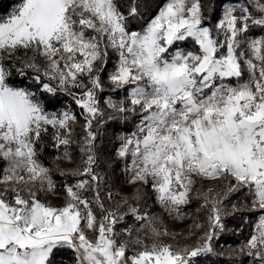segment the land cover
Returning a JSON list of instances; mask_svg holds the SVG:
<instances>
[{"label": "snow or ice", "instance_id": "obj_1", "mask_svg": "<svg viewBox=\"0 0 264 264\" xmlns=\"http://www.w3.org/2000/svg\"><path fill=\"white\" fill-rule=\"evenodd\" d=\"M137 14L135 6L130 8L129 16ZM205 19L200 0H169L140 31L128 30L116 0H17L0 17V61L23 50L27 59H17L37 73L33 79L43 93L73 97L84 113L86 133L84 167L72 173L86 178L66 187V205L56 208L36 199L37 185L49 191L54 185L50 170L36 158L35 145L47 126L56 129L57 147L69 145L75 116L46 111L35 92L7 83L11 73L0 64V158L7 162L0 183L11 185L0 192V264H50L54 250L63 246L78 253L77 264H194V258L213 252L215 229L222 228L223 199L247 188L252 210L264 212V35L248 39L259 35L251 29L264 31V0H248L239 9L224 7L214 26ZM89 30L92 35H87ZM189 39L198 51H170ZM109 49L118 56L109 83L114 88L131 86V107L125 100L106 103L115 112L140 116L137 131L123 138L118 151L121 158L131 155L129 183L151 181L158 203L171 213L189 202L194 177L226 182L225 190L214 197L201 193L205 205L210 201L212 207L209 230L196 246L173 250L153 245L129 257L127 242L114 238L117 213L105 209L100 197L103 177L93 170V121L103 116L97 90H103L100 73ZM37 57L47 62L43 72ZM245 71L248 79L240 82ZM19 73L24 75L23 68ZM53 80L55 86L45 82ZM73 88L80 94L70 91ZM65 158L71 160L67 151ZM16 185L28 186L27 198ZM9 191L12 202L5 199ZM89 191L91 200L84 195ZM132 198L140 200L141 189ZM92 203L104 213L99 221ZM129 211L137 220L154 219L131 205ZM86 229L98 233L94 241ZM127 231L131 235V229ZM245 249L264 264V216L239 252Z\"/></svg>", "mask_w": 264, "mask_h": 264}, {"label": "rangeland", "instance_id": "obj_2", "mask_svg": "<svg viewBox=\"0 0 264 264\" xmlns=\"http://www.w3.org/2000/svg\"><path fill=\"white\" fill-rule=\"evenodd\" d=\"M168 2L169 0H163L161 5L158 6V8L156 9L155 13L150 17V19L147 20V22L144 25H142V27H140L137 30H130V29L128 30L129 31H140L144 26L147 25V23L152 18L158 15L159 11ZM200 2H201L202 10H203L204 6H203L202 0H200ZM247 2L248 0H238V2L237 0L218 1L215 4L216 10L213 12L215 16L212 19L208 20L203 10L204 16L206 18L205 24L208 26H214L217 23L218 18L222 16L224 7L232 6V7H236L237 9H239L241 7H244ZM116 3L119 7V10L126 16V24H127L128 22L127 13L120 8L118 4V0H116ZM235 14L239 15L240 13L239 11H237ZM5 15H0V17H3ZM251 31L257 32L259 33V35H255V36L249 35L248 39H259L261 35H264V31H262L260 28H253L251 29ZM87 35H92L91 30L88 31ZM176 47L183 48L186 51L187 50L198 51V48H199V46L196 45L195 42L192 41L191 39L184 41V42H179L177 44H174L173 48L170 49V51L175 49ZM19 52H21L24 55L23 50H20ZM30 56H32L31 51L28 52V57ZM6 60L11 61L12 59L4 57V59L0 61V64H2L5 68L6 66L4 62ZM117 62H118L117 54L113 52L111 49H109V56L107 59L106 67H104V70L100 73V78L103 83V87L105 86L106 88H103L102 91L98 90L99 93L97 94V98L99 100V97L102 94L103 95L101 96L103 99L102 104L105 107V109H107L110 114H115L116 116H119L124 113L115 112L113 109L108 107L106 101L108 99H112L117 102L120 100H125L126 102L125 106L131 107L130 101L127 98L128 91L130 90L131 86L125 85L122 88H114V86L109 83V75L115 71ZM36 63L40 67L41 72H43V69L47 67V62L43 57H37ZM248 75H249L248 72L245 71L240 82L246 81L248 79ZM83 79L85 82H87L86 76L83 77ZM45 82H49L53 86H55L57 83L54 80L45 81ZM11 86H15V85H11ZM233 86H235V81L233 82ZM16 87H23V86H16ZM70 90L75 91L78 95L81 92L80 89H75V88L70 89ZM36 95L42 101L41 97L37 93ZM45 110L50 113L55 112L57 114H60L64 111H70L72 115L75 116V121L70 122V127L72 129L71 134L68 136L70 140V144L67 146L59 145V147H57L56 141L54 139L55 149L57 150L55 154L56 158H55L54 166L57 171L56 177L58 180H56L53 177L51 169L48 168V166L44 165L40 161V159L36 157L38 161L44 167L50 170L49 175L51 176V179L54 185L53 189L50 191L42 190L37 185L35 188L36 199H38L39 201L45 204H50L53 207L60 208V207L65 206L69 200L67 196V192H66V187L75 185L79 180H82V178L74 179V177H72L71 180H69L68 178H62L63 180H65V182H62L63 180L61 181V176H62L61 172H66L71 175L75 170L83 169L84 167L83 159L85 157H84V154L81 152V147L83 145V141L85 137L84 135H86V133L84 132L85 130L83 129L82 130L80 129L79 131L75 130L77 126V121H76L77 119H76L75 109L73 108V106L68 104L66 106L60 107L55 110H48L45 107ZM134 117H135V120L133 124V130H129L127 132L121 131L119 133L112 134L111 136L114 137V141L113 143L111 142L109 143L108 141H106L105 146L107 147V149H105V147H102V143H101L102 141L99 140V143H96V140H95L94 142L95 143V155L96 156L98 155L97 157L99 158V161L103 160L104 162V165L102 164L100 166V169L98 170V173H97L99 176L103 177V180L100 183V197L104 203L105 209H107L108 211L117 213L118 222L114 224L113 228H114V232L117 233L118 235H116L114 238L117 240V242H120V241L127 242L126 256H129V257L134 256L139 252H143L146 250L150 251L153 245H161V246L168 245V246H171L173 250H179L184 247L196 246L200 243V237L203 236V232H201L200 220L196 218L198 216V213L197 211L192 210L189 204L191 203V199L193 198V193H195V190L198 189V185H197L198 182L202 181L204 183L210 184L208 186H212L211 183L217 180H209V179H204L201 177H194L195 183L192 185V189L189 192V202L186 204L179 205L177 208V211H173L171 213L167 211L164 206L158 203L157 198H156V193L153 192L152 190L151 181L147 185H144L140 182H137L136 184L129 183V180L131 179V176H132V173L130 171V168L132 165L131 155L121 158L118 156V151L121 147V144L123 143V138L131 136L132 133L137 131L136 126L140 121V116L139 114H134ZM47 128H48L47 131L49 132L51 129L50 133L53 134L54 136L56 129H53L51 126H47ZM80 132L82 133V135ZM61 134H66V133L64 130H61ZM76 135H80L81 139L80 137L78 138V136ZM108 139L110 138H107V140ZM75 141H77V143L79 144H76ZM74 145H76L75 148H73ZM101 147H102V151L99 152ZM65 151H67V153L71 156V160L65 158ZM107 154L110 155L109 157L111 161L108 159V157H106ZM57 157H60V158L57 159ZM117 166L120 167V171H121V176L118 175L119 183L117 182V179H115V177L113 176H112L113 177L112 184L105 183V182H109L111 178V175L109 176L107 173L108 170L111 172L110 168L114 169ZM6 169H7V162L4 161L2 158H0V179H2L3 176L6 174ZM218 180L222 182L221 186L218 188V191L222 193L225 190L226 182L223 179H218ZM232 183L234 184L235 181L233 180ZM10 186L11 185H5L3 183H0V192H2L5 189V187H10ZM16 187L23 189V191L21 192V195L27 198V187L28 186L16 185ZM137 188L141 189L142 191V198L140 200H135L132 198ZM148 189L151 192L152 196L154 197V199H151V202L149 203H147L146 200L143 199L144 198L143 193L145 192V190L147 191ZM241 189H244L245 194L248 195V198L250 199L248 202V207L252 210V204H251L252 195L248 192L247 188H241ZM109 194H111V198H109ZM234 194L235 193L230 194L227 197V199H232L233 205L236 206L235 203L238 199H235ZM13 195L14 194L11 191H9L8 194L5 196V199L8 200L9 202H12ZM84 195L87 196L91 200L92 198L91 191L85 192ZM125 199L128 200L127 204L124 202ZM147 204L149 205L146 206ZM244 204L245 202L241 203V205H244ZM129 205H131L132 207L138 208L140 215L147 216L149 218H154V219L137 220L136 217L130 213ZM228 205L229 204H225L222 206L223 216H226L229 212H231V210L229 209L227 210ZM80 207L83 208L82 205ZM91 207L97 217V221H99V219L101 218L102 215H104V213L95 203H92ZM252 211H253L252 213L254 217H253V224L250 227L248 239L250 238L251 235L255 234L256 225L259 223L260 217L264 216V212L262 211H259V210H252ZM177 213H179V215H177ZM130 214L132 215V220H130L132 221V223H130V221L128 220ZM231 215L232 214H230V216ZM120 216H123V219H119ZM224 219H228L227 216ZM222 221L221 223H222V228H223L225 223L224 221L223 222ZM197 225H199V227H197ZM153 228H155L160 234L156 235L155 233H153L152 231ZM222 228H218V233L224 232V231L222 232ZM129 229H131V235L128 234L127 230ZM165 231L168 233L167 235L164 234ZM85 235L89 239L94 241L98 233L86 229ZM137 238H139L141 243L139 244L134 243V241ZM74 253H75L74 254L75 260L72 263L77 264L78 253L75 250H74ZM243 254H244V257H246L244 264H261L260 258L258 256H255V255L249 256L247 254V249H245ZM151 264H155L154 260L151 262Z\"/></svg>", "mask_w": 264, "mask_h": 264}, {"label": "trees", "instance_id": "obj_3", "mask_svg": "<svg viewBox=\"0 0 264 264\" xmlns=\"http://www.w3.org/2000/svg\"><path fill=\"white\" fill-rule=\"evenodd\" d=\"M218 1L222 0H202L204 6L203 10L208 20L212 19L215 16L213 12L216 10L215 4ZM16 2L17 0H0V15H5L10 12ZM162 2L163 0H118L120 8L125 11L127 15L130 8L134 6L137 8L138 14L135 17L128 15V22L126 25L130 30H137L142 27V25H144L147 20L150 19V17L155 13L156 9L161 5ZM5 57L12 59L11 61L6 60L4 62L6 68L11 73L7 78V83L15 86L27 87L28 89L36 92L41 97L44 106L48 110H55L68 104L73 106L77 119V126L75 130H85L84 113L82 109L77 106L72 96L68 95L66 92H59L55 97H51L46 93H43L40 90V85L37 84L33 79V77L37 75L36 72L31 68L24 67L20 59H17V57L26 59V57L21 52H17L13 57ZM21 68H23L24 75H20L19 73V69ZM103 88L106 87L104 86ZM98 93L99 92L97 90V94ZM101 96L103 95L101 94ZM101 96L99 97V107L102 109L103 116L98 117L97 120L93 121V131L97 133L96 143H99V140L102 141V147H105V149H107V147L105 146L106 141H108L109 143H113L114 141V137L111 136L112 134H116L121 131L127 132L129 130H133L135 117L133 113H124L119 116L110 114L108 110L103 106V99ZM110 116L116 117L114 119H109L108 117ZM50 132H43L41 134V139L36 143L35 147L37 151V157L44 165L48 166V168L51 169L53 177L58 180L56 177L57 171L54 166L56 158L55 154L57 150L55 149L53 134H51ZM76 136H78V138L80 137L81 139L80 135ZM107 138L110 139L107 140ZM75 142L76 144H79L77 143V141ZM75 147L76 145L73 146V148ZM102 147L99 152L102 151ZM97 156L96 163L93 165V170L96 173H98L100 166L102 164L104 165L103 160L99 161V158ZM109 156L110 155L107 154L106 157H108V159L111 161ZM110 170L111 172L108 170L107 173L109 176L111 175V178L109 182L105 183L112 184L113 177H115V179H117V182L119 183L118 175L121 176L120 167L117 166L114 169L110 168ZM61 174V181L63 180L62 178H68L69 180H71L72 177H74V179L86 178L84 176H77L73 174L70 175L66 172H61ZM62 182H65V180H63ZM221 183V181L217 180L211 183L212 186H208L210 184L204 183L202 181L198 182V189L195 190V193H193V198L191 199V203L189 204L192 210H195L198 213V216L196 218L200 220L201 232H203V235L209 230V217L211 215L210 210L212 204L209 201L207 205H205V200L201 193H208L210 197H214L216 192H220L218 191V188L221 186ZM209 188L213 189V192L209 193ZM143 196V199H145L147 203L151 202V199H154L149 189L147 191L145 190ZM234 196L235 199H238L235 203V212L232 206V199H223L222 203L219 205V207L222 208L223 205L229 204L227 210L229 209L231 210V212L226 215L228 219H224L226 216H223V214L221 215V221L223 220L225 223L224 227L222 228V232H224L218 233V228L215 229V238L211 242L213 252L201 254L200 256L194 258V264H244L246 257H244L243 253L239 252V249L243 244L247 242L250 227L253 224L254 216L252 213L253 211L248 207V202L250 199L248 198V195L245 194L244 189L235 192ZM243 202H245L246 206L245 204L241 205V203ZM148 205L149 204H147L146 206ZM230 214L232 215L230 216ZM128 220H132L131 214L129 215ZM130 223H132V221H130ZM234 249L236 250L235 253H233L232 251ZM74 254L75 253L72 248H69L67 246L58 247L54 250V253L50 258V264H74L72 263L75 260Z\"/></svg>", "mask_w": 264, "mask_h": 264}]
</instances>
